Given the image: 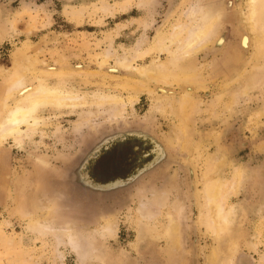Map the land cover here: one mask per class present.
Listing matches in <instances>:
<instances>
[{
	"label": "rangeland",
	"instance_id": "374dc122",
	"mask_svg": "<svg viewBox=\"0 0 264 264\" xmlns=\"http://www.w3.org/2000/svg\"><path fill=\"white\" fill-rule=\"evenodd\" d=\"M239 1L238 6L235 0H0V106L5 107V93L16 74L27 88L42 80L45 86H59L90 101L96 94L118 95L127 105L123 119L111 117L112 106L108 104L102 110L89 104L72 110L41 108L37 116L43 122L34 135L25 137L20 147L12 139L2 144L0 264L192 263V239L187 238L182 245L181 250L187 251L184 261L175 260L176 251L170 250L165 239H161L169 208L188 196V168L192 173L196 171L189 162L191 141L186 142L184 153L171 145L169 136L172 141L179 118L167 112H151L153 101L147 93L139 94L134 107L128 104L127 98L132 93L122 88L126 85L125 77H139L117 61L135 56L138 65L144 60L149 63L156 56L153 50L156 40L160 36L167 38L174 26L188 22L185 14L191 11L207 8L229 15L237 10V17H243L245 0ZM222 30H226L231 47L226 52L232 55L239 43L235 24L225 23L220 26L219 31ZM252 49L255 52L254 46L242 51L245 56L239 64L227 62L224 53L210 56L202 51L196 56L202 75L194 79L201 81L203 87L190 91L198 99L192 145H205L214 159L217 152L218 156L226 155L228 180L236 168L245 177L238 194L230 196L238 219L233 236L227 238L226 246L220 247L228 256L234 244L238 245L235 264H241L244 259L247 264H264V117L254 116L264 101V57L250 63ZM77 66L81 67L79 71ZM225 67L228 74L231 72L227 80L221 74ZM242 68L245 78H259L256 86L246 81V101L234 105L233 112L222 111L224 105L212 106L211 101L221 95L222 86L234 81ZM151 85L154 88L156 84ZM159 88L157 94L161 96L165 92L178 95L186 89L175 83ZM236 90L232 85V92ZM19 100L20 97L15 101ZM149 116L153 118L151 121L146 120ZM164 141L169 147L161 143ZM159 144L164 146L163 155L158 154ZM202 162L197 168L198 178L204 169ZM174 169L179 174L175 179ZM171 178L174 181L169 184ZM154 192L163 194L164 206H157ZM189 193L191 197L190 190ZM145 195L154 204L142 210L139 199L144 200ZM194 202L192 196L186 205ZM22 208L29 209V213L24 210L21 213ZM193 211L188 216L189 223L195 218ZM51 215L58 222L70 221V226L87 239L105 221L116 220L117 234L115 238L107 236L108 245L98 240L95 255L99 258L90 255L81 262L66 238L59 240L52 234L53 230L41 235L30 224L32 218ZM154 222L163 233L160 240L154 244L146 239L138 247L139 228L148 224L155 228ZM201 237L200 246L205 253L201 256L200 252L199 264H207L204 255L216 244L211 238ZM104 254L109 257L121 254L127 260L106 263Z\"/></svg>",
	"mask_w": 264,
	"mask_h": 264
},
{
	"label": "bare ground",
	"instance_id": "6f19581e",
	"mask_svg": "<svg viewBox=\"0 0 264 264\" xmlns=\"http://www.w3.org/2000/svg\"><path fill=\"white\" fill-rule=\"evenodd\" d=\"M235 1L239 6L240 1ZM205 5H207V3ZM229 5L231 6V4ZM178 6L180 7V5ZM235 11L237 10H234L233 13L230 12L229 15L221 12L217 13L216 11L214 12L212 10L210 11L207 8L201 12L191 11L190 13L185 14L188 22L177 24L172 28L171 32L168 34V37L166 36L167 38L160 36L156 40V47L153 49L156 52V56L153 57L149 63L148 61L144 60L143 64L138 65V61L136 62L137 58L135 56H132L131 60L124 57L117 61L120 64L119 66H122L128 70H134L139 77L138 79L125 77L126 85L122 86V88L124 90H129L132 93L127 98L128 104H131L130 106L134 107L135 102L138 100L139 94L145 92L153 101L151 112H167L170 115L179 118L178 122L180 123L178 125V130L174 131L176 132V135L172 136V141L171 136H169L170 140H168L171 142L172 146H178V148L182 150L181 152L183 153L184 149H186V142L189 140L191 141V146H189V162H191L190 164L194 165L196 169V171L192 173L191 168H188L190 171V185L186 194V196L188 195L187 198L184 197L183 200L175 202L176 204L173 203L174 206L170 207L166 213L167 223L164 224L166 228L162 230L165 234L161 233V229H158L160 227L155 224V222V228H152V226L149 224L146 227H140L136 245L139 247L141 245L140 243L146 239L156 244V241L158 242L160 240L161 234H163L161 239H165L164 241L170 250L173 249L174 252L176 251V254L173 257H175V260L179 261L183 259L187 253L185 250L186 248L183 249L184 251L181 250V248L184 247L182 246L183 243H186L187 238L192 239L191 251L193 249V254L191 256V264H199L200 255L202 256V254L205 253L203 252L204 249H201L204 247L200 246L201 236H204L205 238H211L216 244L215 247H212L208 253L204 255L205 260H207V264H235L234 260L238 245L234 244V249L231 251L232 254L228 256L220 250V247L221 245L226 244L228 237L233 236V232L235 230L234 227L238 219L236 208L230 203V196L238 194L239 190L243 187L242 184L245 177L243 176L241 169L236 168L232 173L231 180H228V173H226L228 171V163L225 157L226 155L221 156L219 153L220 155L218 156L217 152V157L214 159L208 155V147L205 145H192V137L196 128V120H194V116L198 114V99L192 97L190 93L192 88L203 87L201 81L198 82L196 79H194L196 76L200 77L202 75V67H199L196 59V56L202 51H206V53H209V55L211 54L210 56H218L219 54L224 53L227 62L239 64L241 59H243V56H245L243 55L242 51H247L254 46L256 50L254 52L252 49L254 54L252 59L249 60L250 63L264 57V0H245L244 9L242 12L243 17H237V12ZM184 12L185 11L183 9L180 15L182 16ZM220 20H222L221 25H225V23L235 24L234 33L237 35V37H239V43L237 49L232 50V55L230 54L231 52H226V50L231 47H228L229 43L227 42L226 30L219 31L221 26H219ZM146 54H148L147 51L144 55L145 59L148 58V56L146 57ZM163 56H165L164 62L162 61ZM223 63L226 64L225 62ZM136 64L137 66H135ZM227 67H225L223 69V73H221L224 74V80H227V76H229L231 73L230 72L228 74ZM80 68V66L76 67L77 70ZM196 70H199L200 73ZM244 70L245 69L243 68L241 70L239 69L234 81L222 86V93L211 101L212 106H214V104H218L219 106L224 105V109L222 111L230 112L233 110L234 105L241 103V100H244V102L246 101V81H249L251 86H256L259 78H255L254 75V77L252 76L253 78L250 80L245 78L246 74ZM51 71H53V69L47 71L46 74H50ZM214 72L218 73V69H216ZM62 73L64 74V72ZM218 75L219 74H217V76ZM140 78H143L144 80H141ZM41 82L42 80H40L37 85L27 88L24 87L19 74L14 76L12 85L7 88L5 93V107H3V105L0 106V147L8 139H12L13 142L18 144L20 147L24 144L23 140L25 137L34 135L36 130L43 122V119L37 116V113L41 108H69L72 110L89 104V106L93 105L96 106L97 109L101 108L100 110H102L105 105L108 104L112 106L110 116L113 118L117 117L119 119H123L124 112H126V101H124L123 97L118 95L96 94L95 96L91 97L92 100L90 101L81 97V95L75 94L65 88L59 86L48 87L43 85ZM152 83L156 84L154 88H152ZM173 83L177 84L179 88L183 86L186 89H182L183 91H180L178 95L172 94V92H165L162 96L157 94V91H160L159 86L161 87L163 84L169 85ZM232 85H235L238 90L232 92ZM195 91H197V89ZM15 92H17V99L20 97L19 101H15L17 100L16 97H14ZM224 98H228L227 101H223ZM13 101L15 102L14 104L12 103ZM214 107H216V105ZM254 116L257 119L264 117V101L262 107L258 111L256 109ZM152 119L153 118L149 116L146 120L151 121ZM135 129H137V127H135ZM165 141H167V139H165ZM165 141L161 143L166 145L167 143H165ZM155 142H158V140ZM160 145L161 144H159V146ZM158 148L160 150L158 154L164 153L165 149L163 145ZM177 149L175 150L177 151ZM204 157L205 161L202 162L201 160ZM200 162L203 163L204 169L200 172L198 178L197 168H199ZM174 171V174L176 175L173 174L174 177L171 175L169 176L175 179L179 174L178 169H174ZM173 178L169 180V184L173 183ZM189 190L191 191L195 202L191 203L190 206H187L186 200L190 201L192 197H190ZM151 192H153V190ZM152 194H155V196H153L155 197L154 200L157 201V206L165 205V201H163L162 196L163 194L161 195L160 193L161 196L155 192ZM148 199L150 198H146V195L144 196V200L143 198H141V200L139 199V205H141L142 210H146L149 204H154L152 201L148 202ZM23 210L26 214L29 213V209L25 210L23 208L20 209L21 213L24 212ZM193 210L196 211L194 215L195 218L191 219V223H189L187 221L189 219L188 216H191V214L194 213ZM51 216L52 217L39 216L37 218H32V223L30 224L32 226H36V230L38 229L37 232L41 235H47L48 232L51 233L53 230L55 232H52V234L55 235L59 240L62 237L66 238L71 248L78 255V258L81 260V262L88 259L90 255L94 256V258H99L95 255V244H97L99 240V242L101 241V244L108 245L107 242L109 241V238H107V236L110 235L115 238L117 234L116 220L105 221L96 231H94V235L92 234V237L87 239L85 238L86 236L84 237L82 232L79 233L78 230H75L70 226V221L62 220L61 222H58L54 220L53 215ZM142 216H144V214ZM191 226L194 228H191ZM199 233H201V235H199ZM167 255L172 258L170 253ZM103 259L105 262L118 260L120 263H125L127 256L116 254L113 255V257H109L108 255L104 254ZM240 263L247 264L245 259Z\"/></svg>",
	"mask_w": 264,
	"mask_h": 264
},
{
	"label": "water",
	"instance_id": "95a60500",
	"mask_svg": "<svg viewBox=\"0 0 264 264\" xmlns=\"http://www.w3.org/2000/svg\"><path fill=\"white\" fill-rule=\"evenodd\" d=\"M137 139V138H136ZM118 141H122V140H118Z\"/></svg>",
	"mask_w": 264,
	"mask_h": 264
}]
</instances>
